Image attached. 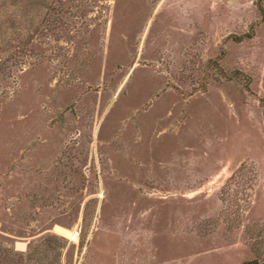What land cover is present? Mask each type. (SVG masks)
I'll use <instances>...</instances> for the list:
<instances>
[{
	"label": "rangeland",
	"instance_id": "rangeland-1",
	"mask_svg": "<svg viewBox=\"0 0 264 264\" xmlns=\"http://www.w3.org/2000/svg\"><path fill=\"white\" fill-rule=\"evenodd\" d=\"M263 99L264 0H0V264L263 263Z\"/></svg>",
	"mask_w": 264,
	"mask_h": 264
},
{
	"label": "trees",
	"instance_id": "trees-1",
	"mask_svg": "<svg viewBox=\"0 0 264 264\" xmlns=\"http://www.w3.org/2000/svg\"><path fill=\"white\" fill-rule=\"evenodd\" d=\"M264 101V99H263ZM3 253L1 256H5V258L8 260L9 264H22V257L23 255L20 254H14L12 253L8 248L6 250H3ZM16 257V258H14ZM27 259H32L31 255H29L27 257ZM240 264H264L263 263H259L258 260L254 259V260H245L243 262H241Z\"/></svg>",
	"mask_w": 264,
	"mask_h": 264
}]
</instances>
